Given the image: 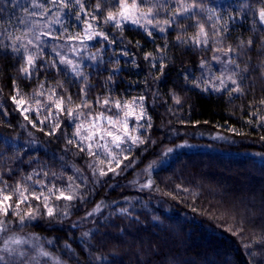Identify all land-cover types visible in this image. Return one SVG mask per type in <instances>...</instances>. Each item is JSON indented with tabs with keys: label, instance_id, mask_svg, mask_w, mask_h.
Returning <instances> with one entry per match:
<instances>
[{
	"label": "trees",
	"instance_id": "trees-1",
	"mask_svg": "<svg viewBox=\"0 0 264 264\" xmlns=\"http://www.w3.org/2000/svg\"><path fill=\"white\" fill-rule=\"evenodd\" d=\"M215 1L147 0L140 10L153 8V25L142 29L105 23L119 0H64L67 7L61 0H0V188L27 189L18 211L36 216L23 224L11 212L0 217L8 222L0 264H264V0ZM80 12L104 38L73 71L60 63L69 54L61 42L80 30ZM29 55L35 67L25 74ZM13 96L25 101L19 109ZM140 97L152 127L147 118L129 119L130 133L146 143H124L131 150L122 152L74 135L101 113L119 119L130 110L125 102L141 110ZM139 124L145 127L134 131ZM57 189L76 199L57 200ZM6 240L16 251H4Z\"/></svg>",
	"mask_w": 264,
	"mask_h": 264
},
{
	"label": "snow or ice",
	"instance_id": "snow-or-ice-1",
	"mask_svg": "<svg viewBox=\"0 0 264 264\" xmlns=\"http://www.w3.org/2000/svg\"><path fill=\"white\" fill-rule=\"evenodd\" d=\"M52 2L55 3L56 0H52ZM80 2H81V0H76L77 4H80ZM146 2H147V0H132V4L129 5L127 3V0H119V9H120L119 10V17H120V20H117V16L115 14H113L112 12H109L107 17L105 18V23H109V22L115 21L117 26L119 27L120 24H121V21H130L133 24L140 25L141 17H143L144 19L147 20V18L150 15L153 14V8H151V7H149L146 12L145 11H140V6L145 4ZM61 4H63L64 7H67V4L64 3V0H61ZM81 7H83V6L81 5ZM96 7H97V9H99L100 8V4H97ZM192 7H195V5H193ZM182 10H183V12H188L190 10V8L185 7ZM45 11H47V9H45ZM137 13H139V14L137 15ZM79 18L80 17L77 16V19H79ZM259 18H260V21L262 23H264V8L260 9ZM93 19H96V17H93ZM56 22L58 23L59 21L57 20ZM148 23H152V21L148 20ZM165 23L166 24H170L171 21H165ZM140 26L144 27V25H140ZM88 27L91 28V25L89 24ZM163 30L164 29H161V31H163ZM44 35H48V33H44ZM93 35H104V34L103 33H94ZM149 35H151V32H149ZM198 35H202L205 38L204 39V43H207V32L205 31L203 25H200V32L198 33ZM92 38H93V36H88V39H92ZM105 38L107 39L106 36H105ZM17 39H19V38H17ZM69 39H76V37H69ZM37 40H39V36H37ZM199 42L200 41L197 40V43H199ZM28 43L31 44L32 41L29 40ZM248 44L251 45L252 41L251 40L248 41ZM14 51H19V49L14 47ZM229 51H232V49H229ZM147 58L148 57L146 56L145 59H147ZM213 59L219 60V57H215L214 56ZM231 62L234 63V61H231ZM60 63L71 64L72 62L70 60H66L64 57H61L60 58ZM26 64H27V67H22L21 71L24 72L25 74H28L29 73V69L35 67V58L33 56H31V55L27 56L26 57ZM53 64H55V61H53ZM73 71H76L75 67L73 68ZM77 74H79V73H77ZM218 79H220V78H218ZM228 79H231V77H228ZM232 82L234 84L236 83L234 80ZM220 83H221V85H224V80L220 79ZM41 87H43V85H41ZM196 87H199L198 83L196 84ZM204 90L207 91V88H205ZM215 90L216 91H220L219 88H216ZM234 91H241V89H239V87H237L236 89H234ZM17 92H18V90H17ZM69 99H71V98L69 97ZM12 100L16 104L17 109H19L20 106L25 103V101L22 100V99L21 100H17L16 96H13ZM139 100L141 102V111H140L139 115H136L134 110H131L130 105L127 102H125L124 105H123V108L124 109H130V110L126 111L124 113V119L122 121H119V120L114 121L112 119V117H105L103 115V113H101V114H99L98 117H96L94 119V121L90 124V126L87 129H84L83 123L78 125L77 126V130L74 133V135L79 137L81 141H91L97 136V133H99L100 140H105V143L104 144L97 143L96 147L105 148V149L108 148V143L106 141V137H111L112 138L111 139V143L114 144L116 146V148L121 149L122 152L123 151H130L131 149L130 148L123 149V148H121V144L130 142L131 145H133V146H139L141 144L146 143L147 142L146 138H142L139 135H137V136L131 135V133L128 131V128H127V119H128L129 116H135V119L137 121L144 120L145 118H147V128H151L152 127L151 117H148L147 113H146V110L143 109L144 97H140ZM62 102H63V98H61V103L57 104V107L60 108L61 111H63V108L61 106ZM99 102L100 101L97 100V103H99ZM176 102L180 103L179 98H176ZM103 103H104V105H108L110 102L106 99V100L103 101ZM131 103H132V105H135L136 104V100L133 99V101ZM262 103H264V101H262ZM83 106L87 107L88 105L85 103ZM115 107L117 109H121L122 108L121 102L120 101H116L115 102ZM28 111H30L29 108H24L23 109L24 113H26ZM68 114L72 115V110L71 109L68 110ZM25 119L27 120L28 116H25ZM262 119H264V118H262ZM103 120H107L108 124L112 125L113 127L115 126V124L117 122L123 123L124 124L123 133L118 135V134H116V132L112 131L111 129L103 128L102 125L100 123H98L99 121H103ZM249 122H251V121H249ZM32 123H33V127H35L36 123L35 122H32ZM56 127H59V126L57 125ZM144 127H145V125L139 124L137 129H134V131H138L139 128H144ZM81 129H84V131H87L89 134L86 135V136L81 135ZM52 134L53 133H49V135H52ZM68 143L71 144L72 141L70 140V141H68ZM80 151L83 152V151H85V149L84 148H80ZM87 151H88L89 155H95V153L92 151V144L91 143H89L87 145ZM167 151L171 152L172 149H168ZM107 155L111 156V160H109V163L111 164L112 161H115L116 167L119 168L121 163H122V161L118 158V156L117 155H113L110 151L107 152ZM123 160H128L129 164L131 163V161L129 160L128 156H124ZM125 166L127 167L128 165H125ZM149 167L151 168L152 165H149ZM108 172L115 173L116 172V168L109 167L108 168ZM108 172H105L103 169H100L99 170V175L100 176H106L108 174ZM27 179L30 180L31 176L27 177ZM69 179H71V177ZM150 185H151V181L149 182L148 185H144V187H148ZM7 187H8L7 184H5L4 188H0V217H7V216H9V214L11 212L12 215H15V216L19 217V220H20V222L22 224L24 222H26V221H32V220L36 219V216L33 215L32 212H28V213H25L24 215H20V213L18 211V209L20 208V205L23 204V203H26L28 201V199H29V197L27 195H25V192L27 191V189L21 190V186L17 185V187L15 189H13L12 194H5L6 190H7ZM56 191L59 192V195L55 196V198L57 200L64 199V200H67V201H72V200L76 199V196H74V195H66L64 191H61V190H58V189ZM49 193L51 195H55V192L53 191V189H49ZM13 195H15L17 197L15 205H13L12 203H9V201L12 200ZM30 195L35 200H41V198L43 196V193H40L39 195H37L36 193H31ZM48 200H49V197H43V204H44V208L46 209V215L48 217H50V218H54L57 215V212L55 211L54 208L49 207ZM93 211H99V206H97V208L94 209ZM122 211H126V210H122ZM91 214L92 213H88V215H91ZM63 215L66 216V215H69V213L68 212H64ZM7 223L8 222H6L5 220L0 219V232L6 231ZM85 235H87V234H85ZM23 243H25V241L22 240V239H12L11 240V244H14V245H20V244H23ZM49 243H51V241ZM4 251L12 253V252L16 251V249L11 248L9 246V241L6 240L4 242ZM39 254L41 256H45V257H48L50 255L46 251H41ZM18 255L20 257H23L25 255V253L24 252H19ZM3 260H4V257L0 256V261H3Z\"/></svg>",
	"mask_w": 264,
	"mask_h": 264
},
{
	"label": "rangeland",
	"instance_id": "rangeland-1",
	"mask_svg": "<svg viewBox=\"0 0 264 264\" xmlns=\"http://www.w3.org/2000/svg\"><path fill=\"white\" fill-rule=\"evenodd\" d=\"M56 1H60V0H56ZM229 1L230 0H216L214 5L216 7L217 6L221 7V6H224L225 4H227ZM127 3L129 5L132 4L130 2H127ZM119 10L120 9H118V11H116L114 13L117 16V20H120ZM140 11H142V10H140ZM138 14L139 13H137V15ZM82 15L83 14L80 12V13H78V16L80 18L79 19H77V17L74 18V21L76 22V24L80 26V30H79V28L76 29V34L71 36V37H76V39H68V40H65V41L61 42V44H67V50H68L69 54L66 53L65 55H61L60 57H64L66 60H70L72 63L71 64H67L66 63V64L68 66L73 67V68L74 67H76V68L79 67L81 62H82V60H85L84 57L86 55V51H87L88 47H90V45L94 41H96L97 39L104 38V35H93L94 33H103L104 34V32H103L102 29H100L97 26V24H95V22H93L88 17L82 16ZM148 20H149V18H147V20H146L143 17H141L140 25H144V27H141L140 25H137V24H133L130 21H121L120 25L129 24V25H132V26L140 27L142 29H149L153 24L152 23H148ZM109 23L117 25L115 21H112V22H109ZM89 24L91 25V28L88 27ZM74 32H75V29H74ZM88 36H93V38L92 39H88ZM140 111L141 110H139V111L134 110L136 115H139ZM123 119H124V115L121 116L119 119H115L114 121H117V120L122 121ZM129 119H131V123L133 121H137V120L135 119V116H129L128 119H127L128 131L129 132H133V131H130L131 124L129 122ZM98 123H100L103 128L111 129L112 131L116 132V134H118V135L122 134L123 131H124V124L120 123V122H117L114 127L112 125H109L108 122L105 123V120L99 121ZM111 139H112L111 137H106V141L108 143V147L112 148V149L116 148V146L111 143ZM93 140L95 142H97V143H101V144L105 143V140H100L99 133H97V136Z\"/></svg>",
	"mask_w": 264,
	"mask_h": 264
}]
</instances>
